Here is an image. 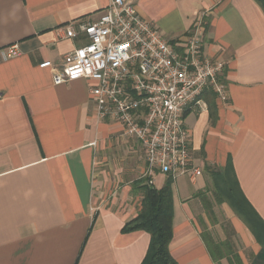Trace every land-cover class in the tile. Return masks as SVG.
<instances>
[{
  "label": "crops",
  "instance_id": "crops-1",
  "mask_svg": "<svg viewBox=\"0 0 264 264\" xmlns=\"http://www.w3.org/2000/svg\"><path fill=\"white\" fill-rule=\"evenodd\" d=\"M127 1L172 44L206 12L204 54L225 66V98L208 91V110L186 114L200 172L172 178L171 255L178 264L260 263L264 240L218 195L232 178L264 223V8L257 0ZM108 5L0 0V52H20L0 56V264L146 258L149 233L122 231L144 198L142 146L120 123L97 119L87 80L57 86L52 69L40 67H59L88 44L84 34L67 38L64 27L95 22ZM169 177L157 172L153 186L162 189Z\"/></svg>",
  "mask_w": 264,
  "mask_h": 264
},
{
  "label": "built area",
  "instance_id": "built-area-1",
  "mask_svg": "<svg viewBox=\"0 0 264 264\" xmlns=\"http://www.w3.org/2000/svg\"><path fill=\"white\" fill-rule=\"evenodd\" d=\"M203 12L183 43L172 44L127 0H109L92 23L64 27L67 38L84 34L89 42L55 67L53 82L76 79L90 83L89 93L100 121L120 123L124 135L139 142L145 154V178L153 185L157 172L176 179L199 174L194 166L191 136L185 127L189 110L207 111L204 95L226 96L221 81L225 66L205 56L207 26ZM18 45L0 52L3 60L19 56Z\"/></svg>",
  "mask_w": 264,
  "mask_h": 264
},
{
  "label": "trees",
  "instance_id": "trees-1",
  "mask_svg": "<svg viewBox=\"0 0 264 264\" xmlns=\"http://www.w3.org/2000/svg\"><path fill=\"white\" fill-rule=\"evenodd\" d=\"M257 1L264 8V0ZM149 180V178L143 179L146 185L143 188L144 198L141 210L133 220L124 226L122 231L124 233L145 231L151 236L148 253L142 264H178L169 249L174 234L173 179L170 176L162 189H157L153 185H149ZM218 197L221 202L228 201L236 212L243 217L252 232L259 239L264 240V237L259 236V230L264 235V223L243 197L236 181L229 177L223 183L221 194ZM206 241L208 242V240ZM236 263L239 264L238 259H236ZM258 264H264V254L260 257V263Z\"/></svg>",
  "mask_w": 264,
  "mask_h": 264
}]
</instances>
